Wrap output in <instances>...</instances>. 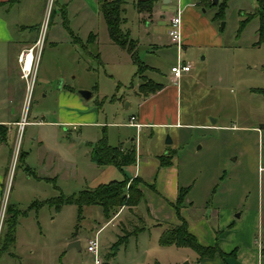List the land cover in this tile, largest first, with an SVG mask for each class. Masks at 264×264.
Wrapping results in <instances>:
<instances>
[{
	"label": "rangeland",
	"instance_id": "obj_1",
	"mask_svg": "<svg viewBox=\"0 0 264 264\" xmlns=\"http://www.w3.org/2000/svg\"><path fill=\"white\" fill-rule=\"evenodd\" d=\"M139 1L124 0L121 29L136 41L141 60L154 67L146 71L150 78L170 83L171 68L179 56L164 23L175 11L165 9L164 0H158L151 21L146 12L138 10ZM257 5V0H230L222 18H215L218 5L194 7L199 17L188 22L189 39L181 53L183 63L192 66L190 76L184 73L180 80L183 125L137 132L123 124L135 113L142 80L135 74L131 53L112 41L103 13L84 0H19L7 18L10 35L0 51V118H21L28 123L22 129L11 125L7 147L1 146V160L7 157L11 173L5 182L6 202L17 203L28 212L19 218L20 235L13 246L2 250L0 239V264L71 262V256H63L69 246L63 245V238L77 231L84 236L82 246L88 255L81 258V264L94 259L86 248L87 239H94L106 220L100 205L85 207L83 217H78L76 205H64L61 211L47 204L38 210L29 206L56 197L58 189L72 194L91 185L89 176L94 169L89 165L96 166L88 160V151L104 129L111 145L135 138L143 159L168 147L166 151L175 155L181 187L190 186L185 205L191 214L201 217L220 209L232 213L239 223V212L261 206L264 215V94L255 91L264 89V43L257 44L259 19L239 31L246 13L255 11ZM163 13L166 18L160 16ZM92 31L97 41L87 43ZM74 37L92 54L75 44ZM38 40L42 45L30 87L20 78L21 67L17 69L14 58L25 43ZM98 53L100 57L94 56ZM82 90L91 91L92 97L84 98ZM61 101L71 110L87 113L84 120L88 121L61 123ZM42 137L63 160L59 165H50L49 159L40 162L38 141ZM4 209L0 238L6 230ZM141 214L151 223L167 218L147 214L145 202ZM244 227L242 222L239 228ZM257 228L260 243L264 219ZM183 255L188 256L185 261L196 262L197 254L191 248L172 247L159 258L162 264H174ZM142 260L156 261L153 256ZM129 261H134L130 254Z\"/></svg>",
	"mask_w": 264,
	"mask_h": 264
},
{
	"label": "crops",
	"instance_id": "obj_2",
	"mask_svg": "<svg viewBox=\"0 0 264 264\" xmlns=\"http://www.w3.org/2000/svg\"><path fill=\"white\" fill-rule=\"evenodd\" d=\"M84 1L85 3L91 6L94 5L97 8L98 12H100L99 0ZM157 1L158 0H156L155 4L157 3ZM201 1L202 0H178V2H176L175 4L173 3V0H164V3L167 4L165 9L174 10L175 14L178 10V7L181 11L182 42L184 46L185 41L189 39V34L187 32V29L189 27L188 22L199 17L198 12L195 10V6L202 5ZM18 3L19 0H0V45L2 46L0 47V51L3 50V45L6 43L10 35L8 31L7 18L9 17L11 10L14 9L16 4ZM154 10L155 6L153 8L152 14L146 12L148 18L150 17L151 21H153V17L155 16ZM160 16L166 18L165 13L161 14ZM165 22L166 23H164V26L166 27V31L168 33L169 20ZM19 27L25 29L28 26L20 25ZM91 33L95 32L92 31ZM95 35L96 42L98 37L96 33ZM31 45H33V43H25L19 50L18 56L23 49ZM182 49L178 48L179 59L181 58ZM14 61L16 62L17 65H15L18 69V57L16 60L14 58ZM9 62L12 63L13 61L10 59ZM147 65L149 66V68L146 71H153L154 67L149 64ZM147 72L144 73L143 77L149 78L157 84H161L162 88L146 97L142 96L141 93L136 92V94L139 96V101H137L135 113L131 115L129 121L127 123H124L123 126L127 128H135L137 132H140L143 128L149 127L164 128L169 125H183L182 107L180 106L182 99V88L180 87V80L184 77L182 76L179 80H176L173 78L172 75L170 76V83L161 81L158 82L155 81L153 78H150ZM10 73H12V71ZM185 76H190V73L187 72ZM140 79L142 81L140 82L138 88L144 82L141 76ZM61 103V105H63L59 111L60 116L62 117L61 123H67L71 125L80 122L81 120L88 121L84 120L87 117V113L71 110L66 107V102L61 101ZM130 105L131 103H129V106ZM132 116L135 117L134 121H131ZM20 121H22L21 118L17 120L0 118V214L4 207V217L6 215L5 204L6 206L8 204L6 202L7 193L5 192V182L11 173L9 170V161L7 160V157L3 161L1 160V158L3 157V150L1 148L7 147L8 137L11 133V125L18 126V123ZM94 121H96L95 123H97L96 119ZM55 124L57 125V123ZM135 124L141 125L140 127H137ZM5 133H7V140L3 141V135ZM134 141L135 138H133L131 142L128 139L125 141H121L118 144L122 146V148L126 151L130 150L132 146H135L136 149V163L134 165L125 166L123 167V169H119L116 166L112 165H97L95 162L92 161L91 152L88 151L90 153L88 160H90L92 164H95L94 166H96V168L89 165L91 169H94L93 174L91 173L89 176L90 181L92 183L84 189L96 188L100 185L108 184L111 182H123L126 178H129L130 182L133 181L135 178H139L141 180L140 187L144 193V199L138 205L133 207L129 205H124L120 207L117 211H113L110 217L106 216L104 208L101 206L106 220L97 229L94 238H97L99 241V250L101 259L103 258V264H148L144 260H142L143 258L148 256L155 257L156 261H154L155 263L153 262L154 264H162L159 257L160 254L164 255L166 250L172 247L189 248L179 247L176 245L163 246L161 244V236L163 232L168 228V226L181 224V220L176 213L175 203L179 197L180 189L187 188L183 186L181 187L179 170L176 168L175 155L172 153V151L169 150V152L172 153L171 164L169 166L163 165L161 163L160 158L161 156H167L169 154V152L166 151L168 147H166L165 150L163 148V150L159 152V154L157 153L153 155V157H147L146 159H143V153L140 152V149H138L139 146ZM136 141L138 140L136 139ZM38 145L41 151V163H44L49 159L50 165L57 166L59 165L58 163L63 162L61 157L54 151L55 147H53L50 143L46 142L44 137H42V139L38 141ZM12 150L13 148L11 149L10 155L12 153ZM29 167L30 169L32 168L31 166ZM148 168H151V170H148ZM27 172L29 171L27 170ZM30 173H33L35 176H37L33 170ZM85 181L86 183H88L87 179ZM58 190V195H60L61 193L67 196L73 194H66L61 189ZM189 192L185 197V203ZM143 202H145L147 214L151 215V213L154 212L156 214V217H167L164 218L165 222H159V219H157L158 221L154 223L146 222L145 218L141 214V204ZM10 204L19 207L17 203L13 202ZM187 205H183L181 209V215L183 219L186 220L189 231L197 238V240L201 244L206 246H213L215 244H218L219 248L225 253H232L234 251L236 252L235 257H222L217 254L215 257H206L202 260H199L198 254L195 251L197 255L195 258L196 262L194 264H264V237L262 239V242L258 243L256 236V230L258 229L257 226L259 227L264 219L263 210L261 209V206H258L255 209H244L242 212H239L240 216H236V218L241 219V221H239L238 223V221H236V219L231 216L233 214L229 211L227 213H222L220 209H213L212 214H206L205 216L197 217L196 215L190 213L191 209L188 208ZM85 207L82 209L81 213L79 212V208L77 207L78 217H81L83 215V210L85 209ZM62 208L60 209V211L62 210ZM38 209L40 208H37V210ZM79 214H81V216H79ZM242 222L245 224V227L240 229L239 227ZM18 223L20 224V221ZM18 234L20 235V230L17 226V240ZM71 235L72 236L67 234V236L63 238V245L66 247L67 244H71L73 241L80 240L81 250H78L74 247L70 248L69 246L68 249L64 248L63 251L66 253H63V256L65 257V254L66 256H71V259L68 260L71 262L65 264H81V258L88 257V255L84 253V248L82 246V239L84 238V236L79 231ZM92 237H90L89 239H91ZM123 238L125 239L124 242H120ZM89 239H87V241H89ZM129 254L133 256L134 261H129ZM11 255L15 256V254L13 253H11ZM120 258H122L121 261ZM186 259H188V256L183 255L178 259V261L174 262V264H181ZM83 264H95V261L91 258L90 262L85 261Z\"/></svg>",
	"mask_w": 264,
	"mask_h": 264
},
{
	"label": "trees",
	"instance_id": "obj_3",
	"mask_svg": "<svg viewBox=\"0 0 264 264\" xmlns=\"http://www.w3.org/2000/svg\"><path fill=\"white\" fill-rule=\"evenodd\" d=\"M229 1L230 0H221L220 4H218L219 12L216 14L215 18L223 17ZM155 2L156 0H140L137 3V8L140 12L151 13L155 6ZM201 2L203 5L212 4V0H202ZM257 3L258 5L255 11L246 13L245 19L241 21L239 31L241 32L252 19L258 18L259 40L257 41V44H261L264 43V0H257ZM123 4L124 0H99V10L105 17L108 25L109 35L112 41L127 49L131 53L133 61L137 66L136 75L143 77L149 66L139 57L136 41L131 39L130 36L125 34L121 29ZM95 40L96 35L91 33L87 43H94ZM73 42L75 44H81L82 47L86 49L85 53L92 54L87 49L86 44L83 43L78 37H74ZM94 56L100 57V54L98 53ZM161 88V84H157L151 79L146 78L138 88V92L141 93L142 96L146 97L152 93H155ZM255 91L264 94L263 88L256 89ZM3 136V140L6 139L7 133H5ZM91 145V159L99 166L112 165L119 169H123L125 166L134 165L137 161L135 146H132L130 150L126 151L120 145H111L108 141L106 130H103V133L98 141ZM171 157V152H169L167 156H161V163L163 165L169 166L171 164ZM140 183L141 180L139 178H135L132 182H130L129 178H126L123 182H111L100 185L96 188L83 189L68 196L61 193L60 195L45 201L37 200L29 206V209H37L47 204L54 206L57 210H60L64 205H76L79 208V212L81 213L85 206L100 205L104 208L106 216L110 217L113 211H117L120 207L124 205L133 207L138 205L144 199V193L140 187ZM189 189V187L181 188L179 197L175 203L176 213L181 220V224L168 226L161 236V244L163 246L176 245L179 247H189L197 252L199 260H202L206 257L212 258L217 254L222 257H235V251L232 253H225L219 248L218 244L213 246L201 244L189 231L188 224L181 215V209L185 204V197L189 192ZM27 212V210H22L16 205L10 203L7 204V217L4 221L6 230L0 238L1 243L3 242V244H1L2 250L7 249L8 246H13L16 243V230L19 218L24 214L26 215ZM124 240L125 239L123 238L120 242H124Z\"/></svg>",
	"mask_w": 264,
	"mask_h": 264
},
{
	"label": "built area",
	"instance_id": "obj_4",
	"mask_svg": "<svg viewBox=\"0 0 264 264\" xmlns=\"http://www.w3.org/2000/svg\"><path fill=\"white\" fill-rule=\"evenodd\" d=\"M168 34L171 37L172 41L177 45L179 49H182V14L178 7L176 14L169 19L168 22ZM42 45V41H36L30 47L23 49L19 56L18 62L21 67V77L29 82V86L31 87L34 76L36 74V67L38 56L40 53V48ZM30 61V62H29ZM29 64V65H28ZM192 70V66L190 63H183L182 59H179L177 65H174L171 68L173 78L179 80L184 73L190 72ZM32 89V88H31ZM135 117L132 116L131 121H134ZM27 123L26 119L19 123L21 129ZM137 127H140L141 124H135ZM261 243V242H260ZM100 244L97 238L89 240V244L87 246V250L94 257L95 264H103V260L101 259Z\"/></svg>",
	"mask_w": 264,
	"mask_h": 264
},
{
	"label": "water",
	"instance_id": "obj_5",
	"mask_svg": "<svg viewBox=\"0 0 264 264\" xmlns=\"http://www.w3.org/2000/svg\"><path fill=\"white\" fill-rule=\"evenodd\" d=\"M219 2H220V0H212V3L214 5H218ZM80 93L86 99H89V98L92 97V92L89 91V90H82V91H80ZM127 104L129 105V103H127ZM168 141H171V139H169ZM237 216L239 217L240 214L238 213ZM69 247L70 248L74 247V248H77L78 250H81V242H80V240L73 241L71 244H69ZM182 264H189V262L188 261H185Z\"/></svg>",
	"mask_w": 264,
	"mask_h": 264
},
{
	"label": "bare ground",
	"instance_id": "obj_6",
	"mask_svg": "<svg viewBox=\"0 0 264 264\" xmlns=\"http://www.w3.org/2000/svg\"><path fill=\"white\" fill-rule=\"evenodd\" d=\"M30 62V61H29ZM29 65V64H28Z\"/></svg>",
	"mask_w": 264,
	"mask_h": 264
}]
</instances>
